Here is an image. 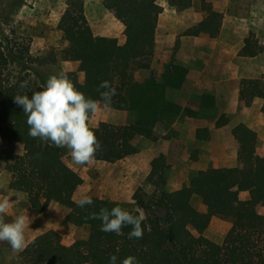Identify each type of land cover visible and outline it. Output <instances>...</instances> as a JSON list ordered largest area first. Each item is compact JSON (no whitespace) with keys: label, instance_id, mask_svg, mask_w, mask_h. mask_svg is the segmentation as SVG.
<instances>
[{"label":"trees","instance_id":"obj_1","mask_svg":"<svg viewBox=\"0 0 264 264\" xmlns=\"http://www.w3.org/2000/svg\"><path fill=\"white\" fill-rule=\"evenodd\" d=\"M194 1L170 0L179 11L190 9ZM201 1L208 3L207 0ZM104 5L117 11L125 26L128 44L120 43L117 37L97 40L86 13L85 0H71L61 22L64 38L69 42L63 56L66 60L79 61L78 70L84 73V80L78 79L73 72L72 82L86 97L99 99L97 89L107 80L117 90L110 107L128 109L129 100L125 92L128 68L136 55L153 54L155 35L150 15L158 13L160 8L158 0H104ZM221 16L220 12L214 11L202 21V26L217 28ZM245 41L240 54L254 56L261 51L253 32ZM34 60L28 44L18 46L9 35L0 38V138L25 139L27 117L23 109L14 103V96L31 95V92L40 90V86L34 85L30 71L34 68ZM23 65H27V69L23 70ZM25 81L29 87L21 89L20 85ZM240 94L248 101L256 96L264 98L261 79L242 78ZM143 130V127L136 128L132 124L103 121L97 135L101 147L95 158L114 162L137 153L133 136ZM233 133L245 147L239 158L252 162L256 151L255 140L237 129H233ZM249 177H255L264 184V166L254 172L239 166L210 167L200 170L183 187L162 191L167 227L143 220L141 239H129L131 226H125L121 235L101 231V221L91 219V214H98L102 208L111 211L118 205L107 198L92 196L91 206L80 208L75 205L68 213L69 220L75 225L89 228L88 236L78 246L65 243L60 232L49 229L31 239L20 252L19 264H81L83 250L88 251L99 264H109L113 254L117 256L116 264H121L129 255L135 257L138 264H157V252L162 247L179 253L181 259L174 264H264V257L254 262L248 252L252 234L259 228L256 206L262 197L260 186L251 188L248 198L240 197V192L247 189L244 180ZM79 180L78 172L65 161L64 150L51 142L40 141L16 158L9 185L28 193L32 207L38 209L43 205L44 198L60 201L72 196ZM207 191L212 194V213L228 215L229 204L238 202L235 221L223 242H216L201 232L208 227L211 218L190 206L194 194L202 195ZM192 228L200 231L199 234L194 233Z\"/></svg>","mask_w":264,"mask_h":264},{"label":"rangeland","instance_id":"obj_2","mask_svg":"<svg viewBox=\"0 0 264 264\" xmlns=\"http://www.w3.org/2000/svg\"><path fill=\"white\" fill-rule=\"evenodd\" d=\"M70 1L0 0V38L9 35L17 41L18 46H30V53L35 60L33 70H28L32 73L36 87L46 83L50 75L61 71L71 80L73 72H76L78 79H82L81 73L73 70L72 64H68L71 62L63 56V50L69 42L64 38L61 22ZM236 1L241 5L233 6L232 9L245 17V20L255 17L263 19L264 0ZM85 7L97 40L117 37L122 43L127 38L125 26L118 18L117 11L108 9L104 0H85ZM261 25L257 23L256 27ZM262 35L264 38V32ZM183 59H189L188 52L184 53ZM148 66L146 58L140 56H136L129 65L130 78L125 90L129 100L128 109L110 106L102 108L89 121L96 136L103 121L143 127L142 133L133 136L138 152L114 162L95 158L93 164L80 166L72 162L68 149L62 148L65 161L80 176L79 185L72 196L60 201L44 198L43 205L34 209L28 193L11 188L9 182L16 158L36 143L50 141L32 138L28 125L23 141L0 138V198L7 197L11 202L3 219L10 222L12 217L20 213L28 215V243L38 234L55 229L62 234L65 243L78 246L88 236L89 228L75 225L69 220L68 213L76 205L73 198H79L82 193L107 198L130 212L139 209L149 224H159L166 228L162 191L181 188L200 170L225 167L231 160L226 156L227 152L221 151L216 138H211L209 132L210 126L223 124L225 114L211 110L216 105L215 99L205 93L201 96L195 94L193 85L196 81L187 79L189 72L198 71V67L183 65L176 74L166 76L164 72L161 75L148 72ZM22 67L24 70L28 66ZM250 68L254 72L256 64ZM173 85L180 88L178 93L169 92ZM198 126L203 129L198 130ZM149 185L150 195L145 192ZM249 195L247 189L240 192L241 198H248ZM211 199L210 191L202 195L194 194L190 206L199 213H211L206 214L211 218L210 224L201 232L216 242H223L232 226L231 218L229 214L212 213ZM229 206L238 209V202L232 201ZM192 230L196 234L200 232L195 228ZM262 242L264 234L254 241L251 239L248 249L250 254L257 256L261 253ZM180 259L179 253L169 247H162L157 252V264H174ZM19 263L20 252H14L6 242H0V264ZM80 263L99 264L86 250L82 252Z\"/></svg>","mask_w":264,"mask_h":264},{"label":"crops","instance_id":"obj_3","mask_svg":"<svg viewBox=\"0 0 264 264\" xmlns=\"http://www.w3.org/2000/svg\"><path fill=\"white\" fill-rule=\"evenodd\" d=\"M207 2L205 5L201 0H195L190 9L179 11L170 0H158L160 11L150 15L155 35L154 52L151 55L136 56L146 58L149 65L148 72L157 75H161L162 72L166 76L174 75L183 65H196L199 70H192L187 77L196 81L193 85L195 94L201 96L205 93L213 97L216 105L211 110L225 114L223 124L210 126L209 132L211 138H216L215 141L221 151L227 152L226 156L230 157L231 160L226 166H239L254 172L257 168L264 166V98L256 96L248 101L241 97L240 90L241 80L244 77L260 78L264 88V38L262 35L264 17L262 19L251 14L255 18L245 20V17L238 15L232 9L233 6L241 5L236 0H207ZM214 11L222 15L220 25L217 28L203 27L202 21L211 16ZM252 12L256 14L254 9ZM257 23L262 25L257 28ZM251 32L259 40L261 51L254 56L240 54ZM122 44H128V37L122 41ZM185 52L189 53L188 60L183 59ZM66 61L71 62L68 64H72V69L81 73V81L84 80V73L78 70L79 61ZM253 64H256L254 72L250 68ZM128 76L127 82L130 78ZM178 89L180 88L173 85L169 92L178 93ZM197 129L201 131L203 128L198 126ZM233 129L255 140L256 151L252 155V162L239 158L245 152V147L236 138ZM244 181L248 193L256 186H260L262 190L261 202L256 206L259 228L252 234V241H254L264 234V184L257 181L255 177H249ZM229 208L231 214L229 217L233 224L238 209L230 206ZM205 213L211 214L209 211ZM261 246V253L259 252L257 256L248 251L252 261L256 262L264 257L263 242Z\"/></svg>","mask_w":264,"mask_h":264},{"label":"clouds","instance_id":"obj_4","mask_svg":"<svg viewBox=\"0 0 264 264\" xmlns=\"http://www.w3.org/2000/svg\"><path fill=\"white\" fill-rule=\"evenodd\" d=\"M27 89V81L20 85ZM102 90V91H101ZM97 91L99 99L86 97L77 89L69 76L61 71L50 75L46 83L40 85V90L14 96V103L23 109L27 117L29 135L43 141H50L56 147L66 148L75 165L85 166L94 163L95 155L100 150L101 143L90 126V118L96 116L102 108H108L117 94V90L109 81H103ZM151 185L145 192L151 194ZM74 202L80 208L91 206V195L82 193ZM11 202L7 197L0 198V242H6L14 252H21L27 247L26 232L29 228V216L20 213L5 222L3 216L7 213ZM138 213V214H134ZM88 218V217H86ZM91 219L101 221V231L122 234L125 226H131L129 239H141L144 229L142 222L144 213L139 209L132 212L116 206L109 211L102 208L100 212L92 213ZM117 256L111 255L109 264H116ZM121 264H138L136 258L129 255Z\"/></svg>","mask_w":264,"mask_h":264}]
</instances>
